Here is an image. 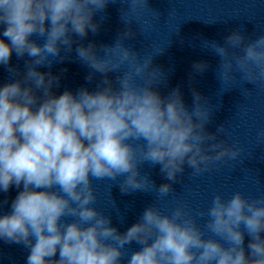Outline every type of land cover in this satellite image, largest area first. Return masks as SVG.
<instances>
[{
  "label": "clouds",
  "instance_id": "obj_1",
  "mask_svg": "<svg viewBox=\"0 0 264 264\" xmlns=\"http://www.w3.org/2000/svg\"><path fill=\"white\" fill-rule=\"evenodd\" d=\"M108 2L0 0L2 36L8 41L0 38V65L8 67L13 52L30 58L21 78L0 86V192L21 189L11 210L0 215V240L26 248L25 264H264V196L217 194L195 215L183 202L170 215L149 205L123 232L94 206L93 180H110L124 194L154 192L160 200L174 191L185 166L201 175L244 151L218 139L227 135L224 126L206 131L212 109L199 92H193L191 110L179 88L162 97L154 85L164 83L166 74L151 67L152 55L141 61L123 37L103 46V56L93 43L76 47L77 59L92 70L86 79L104 76L96 91L82 87L75 94H53L60 77L38 68L67 59L61 50L72 51L73 34L83 39L96 33L93 17ZM139 2L148 7L147 0ZM33 35L44 43L30 39ZM204 47L220 58L222 85H264V35L246 42L237 29L223 45L206 41ZM206 68L203 62L194 65L198 72ZM122 69L119 87L113 88L107 74ZM9 71L20 76L15 68ZM241 92L246 95L247 89ZM146 163L159 165L169 183L157 187L142 174ZM205 216L206 223L199 224L197 217ZM133 243L137 250L128 249Z\"/></svg>",
  "mask_w": 264,
  "mask_h": 264
}]
</instances>
